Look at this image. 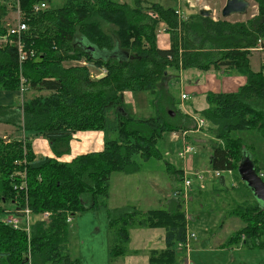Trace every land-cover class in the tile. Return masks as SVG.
<instances>
[{
    "label": "trees",
    "instance_id": "16d2710c",
    "mask_svg": "<svg viewBox=\"0 0 264 264\" xmlns=\"http://www.w3.org/2000/svg\"><path fill=\"white\" fill-rule=\"evenodd\" d=\"M6 1L0 0V90H20L23 100L16 107L0 106V124L13 125L21 134L8 141L0 137V264H80L70 254L74 240L67 214L105 206L111 174L139 172L135 156L164 160L167 175L182 183L183 168L171 165L156 147L164 133L187 126L184 117L172 121L179 100L162 94L168 70L212 68L245 76L235 92H208L207 107L198 112L207 124L200 130L210 136L208 167L231 171L239 182L237 166L253 147L231 133L253 130L264 135V53L260 52L257 70L249 61L259 41L264 48V0H253L257 14L245 22L213 20L199 11L179 16L175 7L144 0H64L56 8L49 7L51 0H12L11 8L26 25L21 43L28 57L23 62L15 43L9 42L15 37L7 35L16 19L13 24L5 21ZM41 2L47 6L35 10ZM160 25L169 34L168 49L156 45ZM116 47L119 57L94 56L96 49ZM74 61L85 64L66 66ZM92 69H103L105 75L92 78ZM33 91L38 94L25 96ZM126 92H147L152 115L130 114ZM165 101L166 108H161ZM87 130L104 133L101 151L68 162L32 151L30 138L41 136L58 158L69 152L76 132ZM251 161L259 173L257 159ZM182 193L181 186L174 189L166 208L107 209L110 261L125 255L133 225L164 231V247L148 251V264H185V247H179L185 246L188 222L179 200ZM25 208L36 215L28 236L5 221L7 216L22 215L19 211ZM45 211L49 221L38 218ZM227 216L238 218L242 226L221 248L243 244L264 250V204L234 202Z\"/></svg>",
    "mask_w": 264,
    "mask_h": 264
},
{
    "label": "rangeland",
    "instance_id": "374dc122",
    "mask_svg": "<svg viewBox=\"0 0 264 264\" xmlns=\"http://www.w3.org/2000/svg\"><path fill=\"white\" fill-rule=\"evenodd\" d=\"M158 2L159 4L165 7H175L177 8V0H149V2ZM249 2L247 10L243 14H233L226 18L221 16V10L226 2V0H180V15L188 16L195 12H198L200 9H209L211 10L210 17L213 20L225 19L230 22H245L247 19H250L252 16L257 14V7L253 0H246ZM64 0H51L49 7L56 8L61 6ZM148 2V1H146ZM8 9V15L5 17L6 22L14 23V17L17 16L15 9L11 8L13 6V1L9 0L5 2ZM179 3V2H178ZM188 4L190 6H188ZM185 8V12L182 13V9ZM161 25L159 26L160 29ZM107 32H109V27ZM158 29V31H159ZM157 31V32H158ZM118 48L114 50H98L94 51L95 57L107 58L111 56H117L116 53ZM261 57L260 52H257L251 49L249 55L250 66L252 70H255L259 67V58ZM67 65H80L78 61L69 62ZM100 74L92 73V78L103 77L105 73L101 72ZM169 76L163 81L162 84V94L171 97V99L179 100L180 91L183 90L184 86L189 84L202 83L204 80L203 75L205 72L198 71L194 68L185 69L180 72L174 70H168ZM178 74V76H177ZM178 77V78H177ZM167 91V92H166ZM47 93V92H43ZM141 93V92H139ZM145 94L144 92H142ZM32 94H38V92H28L25 94L26 97L31 96ZM144 97V105L138 107V103L135 104L134 109L140 113H145L147 107L146 101L149 100L150 95L146 92ZM148 98V99H147ZM147 99V100H146ZM182 104L179 108L177 105V112L173 117L172 121L178 123L182 117L185 118L186 125L183 129L178 131H172L170 133H164L160 139H158L156 147L163 154V157L171 162H176L177 152L182 149V145L179 146L174 144L171 140H176L182 137V133L187 132L191 129L200 130L207 124L204 121V124L199 128L197 123L193 119V116L199 117L198 112L192 115L184 114L181 110L184 107L189 108L188 102L195 105V108L204 106L207 107V102L205 104V99L203 96L193 98V95L190 93L189 97L186 100L181 99ZM178 103V104H179ZM161 108H166L164 105H161ZM179 104V105H180ZM131 104L126 103L127 108L131 111L133 108ZM203 108V109H204ZM151 111L147 108V112ZM140 113H135V116H140ZM172 115H174L172 113ZM203 130V129H202ZM204 131V130H203ZM205 133V132H204ZM172 134V135H171ZM187 135V134H186ZM192 136V134L189 133ZM197 136L194 134L191 140L196 147V156L195 152L193 154L185 157L184 167L185 169H192L193 163L195 166L199 167L201 171L205 173V186L204 188H199L198 186H186L185 181H177L169 177L165 171L164 160L150 158L147 160L141 159L138 156H135L134 159L138 162L140 169L139 172L124 175L122 173H112L110 177V187L109 194L104 202L105 206L100 207L96 210H85L83 212H77L73 215L72 221L69 223V228L73 233V240L71 242L70 254L73 258H78L80 264H148V251L152 248L161 249L163 245V234L164 231L162 228H141L138 226H130L129 234L130 241L127 244V251L123 257H119L114 261H110L108 254V223H107V209L120 208L126 206H135L140 211H146L147 209L153 208H166V200L171 194V191L179 188H183L182 196L179 198L181 200L182 210L185 215L194 221L197 231H195L196 239L198 236L203 234L205 230V223L211 225L215 222L219 215H227L229 209L234 202L246 201L249 204H259V202L252 194L248 188H246L243 181L239 178V185L233 179L232 172H220L217 174L207 173L211 171L208 167V155H209V146L207 139L210 138L207 133ZM207 135V136H206ZM233 137H240L246 145H251L253 150L246 151V156L249 158L257 159V165L259 166V173L264 176V135L258 134L253 130H236L231 133ZM171 139V140H170ZM166 152V154H165ZM207 153V157H206ZM195 158V159H194ZM193 160V163L190 164ZM197 159V160H196ZM199 159V160H198ZM178 164L177 167H179ZM183 169V172L185 171ZM226 179L227 184L225 187H220L218 183L212 182V179L220 178V174ZM258 173V175H260ZM262 180L264 177H260ZM186 179V178H185ZM246 194L242 196V194ZM210 217H212V222H209ZM220 217V219H221ZM36 219V215H31V220ZM242 226V222L236 217H230L228 224L220 231L218 234V239L221 241L224 240L227 236H230L238 227ZM211 227V226H210ZM192 251V250H190ZM186 252V250H185ZM207 254H211L210 251H206ZM218 254L220 252L217 251ZM191 252H189L190 254ZM204 253L194 252L190 254L191 259L195 260L202 259ZM244 255L241 257L235 256L234 263L236 264H258L264 257V251L254 249L252 251L243 249ZM185 264H187V257L184 259ZM198 264V263H197ZM230 264V263H226Z\"/></svg>",
    "mask_w": 264,
    "mask_h": 264
},
{
    "label": "crops",
    "instance_id": "0c3cea01",
    "mask_svg": "<svg viewBox=\"0 0 264 264\" xmlns=\"http://www.w3.org/2000/svg\"><path fill=\"white\" fill-rule=\"evenodd\" d=\"M144 1L149 2V0H144ZM177 1L179 3L177 2V6H176L177 8L176 9H179L180 0H177ZM187 1H189V0H186V2ZM188 6H190V5L188 4ZM184 12H185V8L182 9V13H184ZM156 45L159 49H168L170 47L169 34L165 32L163 25H161L159 31L156 34ZM259 61H261L260 58H259ZM259 65H260V62H259ZM257 69H255V70H257ZM91 72L96 73V74H100L99 73L100 70H93L92 69ZM203 77H204V80L202 83L189 84V85L183 87V90L180 91V95L186 94V97L183 100H186L189 97L190 93L193 95V98L203 96L205 99V96L208 92H214V93L235 92L246 81V78L244 75H241V74L226 75L221 70H214L212 68H210L208 71H206L205 75H203ZM144 93L145 94H143L142 92L141 93H139V92H136V93L135 92L134 93L126 92L125 93V104L126 103L131 104L130 106H132V108H133L131 111H129V109L127 108V111L130 114L135 115V113H140V112L136 111V109H134V106L137 103H138V107H142L144 105V97L143 96L146 95V92H144ZM181 99L182 98L180 97L179 102H182ZM22 100H23V93L20 90H0V106H2V107L19 106V104H21ZM149 100H150V98H149ZM149 100L146 101L147 107L145 109V113H140V116H138V117H149L152 115V111L147 112V108H149V110H151ZM166 104H167V101H165L161 105H166ZM205 104H206V101H205ZM181 105L182 104L178 105V108ZM188 105H189V108L186 109L184 107V103H183V108L181 110L182 113L183 112H184V114H191L192 113V115H193L196 112L202 110L205 106V105L202 106V108L201 107L195 108V105L191 104L190 102H188ZM20 119H21V117H20ZM186 121H188V120H186ZM19 132L20 131H18V129L13 125L3 124V123L0 124V137L4 138L5 141H8L9 139H12L15 137H19L21 135ZM189 133L192 134V136H194V134H197V136H198V134L204 136L203 134H205L201 130L191 129L187 132L182 133V135H181L182 137H180L176 140H171V139L170 140L173 141L174 144H177L179 146L183 145V143L185 141H187V143L190 142V143L194 144L191 141V140H193V138L191 135H189ZM30 142H31L32 151L36 156L56 158L59 161L68 162V161H71L74 157H76L78 155H82V154H86V153H90V152L101 151L103 149V145H104V133L102 131H97V130H87V131L76 132L72 136V139L69 142V152L67 154L61 155L58 158L56 156H54V154L52 153V151L50 149L48 141L46 139H44L43 137L35 136L33 138H30ZM195 150H196V147H195ZM165 154H166V152H165ZM194 154L196 156V152ZM194 154H193V157H195ZM206 157H207V153H206ZM208 157H209V155H208ZM189 163L192 164L193 160ZM170 164L173 165L175 168H184V161L180 160L177 156H176V162L173 163L172 159H171ZM178 164H180L179 167H177ZM191 168L195 171L201 170L199 167L195 166L194 163H193V166ZM232 176H233V179L237 183V180L233 174H232ZM212 182H214V184L218 183L220 187H225L227 184V181L222 176V174H221L220 178L217 177L216 179H212ZM172 192H173V190L171 191V194L168 196V199L165 201L166 202L165 207L167 205H169L173 199ZM220 217H221V215H219V218L215 222H213L211 225H209L208 223L207 224L205 223L204 225L206 227H205V230H203V234L200 235V237L198 236V240L196 239L195 241L190 242V244H191L190 250H192V251L186 252L187 264H197V263L198 264H226V263L235 264L234 263L235 256L239 255L241 257V259L244 257V255L240 254V253H243V249L246 248L245 245H243V244H240L239 246H235L232 248H229V247L228 248L227 247L221 248V244L226 240V238L228 236L224 240L221 241L220 239H218V234L228 224V222L230 221V217L227 215H224V216L222 215L221 219H220ZM186 218L188 221L187 222V232L195 233V231H197V229H196L197 227L194 224V221L192 220V218L189 219L187 216H186ZM212 219L213 218L210 217L209 222H212ZM31 223H32V220H31V215H30V225L29 226H31ZM21 230H23V229H21ZM23 231H25V230H23ZM26 234H27V232H26ZM27 236H28V234H27ZM216 249L218 252H220V254H218L216 252ZM246 250L252 251L251 249H248V248H246ZM206 251H210L211 254H207ZM261 251H264V250H261ZM189 252H191L190 254H192L194 252H201L204 254L202 256V259L195 260V262H194L191 259V256H189L190 255ZM261 261L264 262V257ZM259 263H260V261L258 262V264ZM236 264H239V263L236 262Z\"/></svg>",
    "mask_w": 264,
    "mask_h": 264
},
{
    "label": "built area",
    "instance_id": "2783aa9c",
    "mask_svg": "<svg viewBox=\"0 0 264 264\" xmlns=\"http://www.w3.org/2000/svg\"><path fill=\"white\" fill-rule=\"evenodd\" d=\"M47 5L45 2H41L40 4L36 5L34 8L35 10L38 9H43L45 8ZM176 13L181 16L180 14V10L176 9ZM19 13L17 12V16H15L16 19V24L15 26L11 27L8 29L7 35H12L15 37L14 40L9 41L10 43L14 42L17 50H18V58L20 62H23L27 57H28V53L26 51H24L23 45L21 43V36L23 31L26 29V25L24 23H22L19 20ZM4 40H6V38H4ZM252 50L257 52H262L264 53V48L260 46V41H259V45L255 48H252ZM34 54L32 52H30V57H32ZM80 64H85V62H79ZM103 73H105L104 71H102ZM186 97V94H182L181 98L184 99ZM193 119L195 120V122L197 123V127H201L204 124V119L202 117H195L193 116ZM195 152V147L190 144V142L187 143V141H185L182 145V149L180 151L177 152V157L178 158H182V160L184 161L188 155L193 154ZM185 169V167L183 168ZM229 172V171H228ZM185 175H186V179L184 178L185 181V185L186 186H198L199 188H204L205 186V173L204 171L201 170H193V169H185L184 171ZM207 173L210 174H214L216 176H218L217 174L220 173V171H215V170H211V171H207ZM222 174V173H221ZM220 174V176H221ZM260 174V173H259ZM260 177H264L262 176V174L259 175ZM22 215H10L7 216L5 218V221L7 224H10L13 228L16 229H23L27 232V234H29V229H30V211L29 209L25 208L24 210H20L19 211ZM72 215L71 214H67L66 216V221L68 223H70L72 221ZM38 218L40 220L43 221H49L50 220V213L45 211L42 212L41 215L38 216ZM196 240V234L193 232H187L186 235V243L185 246L179 244L180 247H185L186 252L190 251L191 249V244L190 242L195 241ZM27 258L29 259V253L27 254ZM30 264V263H28Z\"/></svg>",
    "mask_w": 264,
    "mask_h": 264
},
{
    "label": "water",
    "instance_id": "95a60500",
    "mask_svg": "<svg viewBox=\"0 0 264 264\" xmlns=\"http://www.w3.org/2000/svg\"><path fill=\"white\" fill-rule=\"evenodd\" d=\"M248 6L249 2L246 0H226L221 10V16L226 18L233 14H243ZM199 13L202 16H210L211 10L200 9ZM237 173L240 179L252 191L255 198L264 204V181L260 178L258 173L255 172L251 158L246 155L243 157L242 161L237 166Z\"/></svg>",
    "mask_w": 264,
    "mask_h": 264
}]
</instances>
